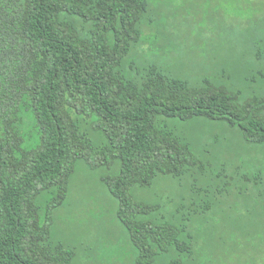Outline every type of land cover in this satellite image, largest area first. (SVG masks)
I'll list each match as a JSON object with an SVG mask.
<instances>
[{
  "label": "trees",
  "instance_id": "16d2710c",
  "mask_svg": "<svg viewBox=\"0 0 264 264\" xmlns=\"http://www.w3.org/2000/svg\"><path fill=\"white\" fill-rule=\"evenodd\" d=\"M232 1L253 15L226 22L239 30L184 74L140 51L149 0H0V264H77L55 228L79 162L118 202L136 264H194L191 225L233 202L239 181L264 203V160L212 169V130L264 148V0ZM176 182L186 191L170 194L169 212L136 194Z\"/></svg>",
  "mask_w": 264,
  "mask_h": 264
},
{
  "label": "rangeland",
  "instance_id": "374dc122",
  "mask_svg": "<svg viewBox=\"0 0 264 264\" xmlns=\"http://www.w3.org/2000/svg\"><path fill=\"white\" fill-rule=\"evenodd\" d=\"M240 1L247 3L246 0ZM149 2L155 15L149 14L153 20L147 23V29L153 35L145 34L140 51L148 62L168 66L171 71L184 65V74L190 71V60L194 63L203 60L205 47L212 48L213 45V49L219 52L218 40L239 30L236 27L234 32H226V22L232 26L233 21L243 15H253L232 0ZM251 11L254 12L253 8ZM200 128L198 123L189 127L196 134ZM201 132L206 134V128L203 127ZM212 133L221 144L214 145L216 150L212 152L216 156L212 163L213 175H217V170L223 166L229 175L238 165L248 166L251 172H254L253 165L262 167L264 148L246 147L238 140H225V128H217ZM78 165L73 178L72 204L60 213L56 233L78 249L77 264H136V258L127 248L124 228L117 219L118 202L102 184L100 172L90 171L83 162ZM174 191L184 194L186 190L179 182L176 185L163 183L157 189L138 190L136 194L145 201L162 204L163 211L169 212L174 207L166 199ZM257 193L250 183L239 181L230 191L233 202L223 199L222 205L191 225L200 235L197 256L191 263L264 264V219L257 217V213L264 211V203L259 201ZM169 260L170 256L165 255L156 264H168Z\"/></svg>",
  "mask_w": 264,
  "mask_h": 264
}]
</instances>
